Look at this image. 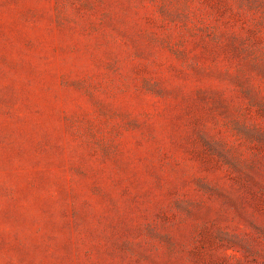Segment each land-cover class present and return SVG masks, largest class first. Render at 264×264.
Segmentation results:
<instances>
[{
  "label": "rangeland",
  "instance_id": "374dc122",
  "mask_svg": "<svg viewBox=\"0 0 264 264\" xmlns=\"http://www.w3.org/2000/svg\"><path fill=\"white\" fill-rule=\"evenodd\" d=\"M0 264H264V0H0Z\"/></svg>",
  "mask_w": 264,
  "mask_h": 264
}]
</instances>
